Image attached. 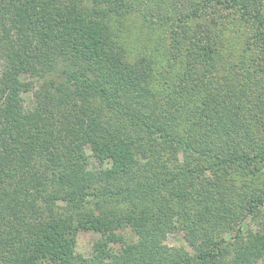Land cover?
I'll return each mask as SVG.
<instances>
[{"label": "trees", "instance_id": "16d2710c", "mask_svg": "<svg viewBox=\"0 0 264 264\" xmlns=\"http://www.w3.org/2000/svg\"><path fill=\"white\" fill-rule=\"evenodd\" d=\"M260 175L264 0H0V264H264Z\"/></svg>", "mask_w": 264, "mask_h": 264}, {"label": "rangeland", "instance_id": "374dc122", "mask_svg": "<svg viewBox=\"0 0 264 264\" xmlns=\"http://www.w3.org/2000/svg\"><path fill=\"white\" fill-rule=\"evenodd\" d=\"M216 9H219L218 6L216 7ZM131 14H133V13L131 12ZM145 19L142 21V24L146 27L145 22H144ZM148 19H151V16H149ZM121 24H122L123 29L126 30V28H127L128 32L130 33L131 36L135 33V30H134L135 26L133 25V18H131V19L129 17L124 18L121 21ZM144 29H146V28H144ZM136 34H139V33H136ZM157 40H159L158 36H157ZM179 162L181 164L183 163L181 155L179 156L178 163ZM170 166H172V167L174 166V163L172 164V161L170 162ZM258 181L259 182L261 181L262 183H264V175H260L258 177ZM126 202L128 203V205L129 204L132 205V203H133V202L128 201V200ZM263 215H264V213H263ZM263 220H264V218H260V222L257 224V226L255 224H253V225H251V227L253 229L261 228V225L263 226ZM182 233L183 232L178 231V230L166 232L164 239H163V244L166 247H169L171 249H175V250L180 251V252H183V250L185 249L186 252L194 253V250L190 246H188L187 243L185 242V240L183 239ZM224 234L226 235V237H228V231H225ZM98 236H99L98 234H95L92 231H88V230H84V231L79 232L77 247H76V253L78 254V257L85 258V257L91 256V250H92L93 243L98 238ZM260 250H261V252H264L263 248H260ZM79 259L80 258H78V260ZM42 264H65V263H53V262H50L45 257L42 261ZM67 264H76V263H67Z\"/></svg>", "mask_w": 264, "mask_h": 264}]
</instances>
